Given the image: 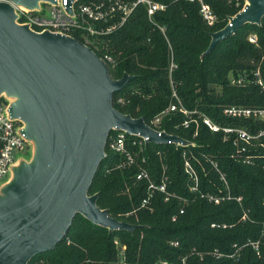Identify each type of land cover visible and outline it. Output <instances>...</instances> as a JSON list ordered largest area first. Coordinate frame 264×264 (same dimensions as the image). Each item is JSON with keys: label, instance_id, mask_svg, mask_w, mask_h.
Here are the masks:
<instances>
[{"label": "trees", "instance_id": "trees-1", "mask_svg": "<svg viewBox=\"0 0 264 264\" xmlns=\"http://www.w3.org/2000/svg\"><path fill=\"white\" fill-rule=\"evenodd\" d=\"M158 1L166 8L155 13L153 22L140 7L103 39L115 58L106 62L111 78L124 73L133 76L114 92L115 108L135 118L143 116L149 123L170 103L173 84L190 111L222 126L255 134L264 129L261 121L223 113L229 105L264 106V92L256 82L260 78L264 85V16L259 25L244 24L201 56L209 45L210 32L223 28L241 5L204 0L217 18L209 26L197 2ZM251 35L256 37L254 42L249 40ZM230 76L243 77V84H231ZM118 96L123 103L116 102ZM184 119L176 111L157 128L180 136L187 145L149 142L125 168L116 167L121 155L109 149L108 143L105 147L89 194L98 192L97 205L112 217L140 227L109 232L77 214L55 248L33 256L27 264H264V136L239 152L230 140L223 139L221 130L213 132L200 124L194 134L193 124L189 128L181 125ZM114 134L112 130L108 140ZM185 161L197 174L195 191L190 190L193 181L184 170ZM141 169L155 185L165 175L166 189L174 196L164 201L163 194L155 190L149 203L142 205L149 181L136 178ZM219 172L225 176L227 189ZM208 194L225 198L214 203Z\"/></svg>", "mask_w": 264, "mask_h": 264}, {"label": "water", "instance_id": "water-1", "mask_svg": "<svg viewBox=\"0 0 264 264\" xmlns=\"http://www.w3.org/2000/svg\"><path fill=\"white\" fill-rule=\"evenodd\" d=\"M40 1L0 0V93L31 142L29 159L20 158L0 186V264H27L53 250L77 214L109 232L140 227L112 217L97 205L98 192L89 194L113 129L157 144H188L115 108L114 92L133 76L112 79L107 64L81 41L16 22L10 2L37 9ZM263 16L264 0H247L223 28L210 32L201 56Z\"/></svg>", "mask_w": 264, "mask_h": 264}, {"label": "built area", "instance_id": "built-area-1", "mask_svg": "<svg viewBox=\"0 0 264 264\" xmlns=\"http://www.w3.org/2000/svg\"><path fill=\"white\" fill-rule=\"evenodd\" d=\"M197 2L199 5V14L207 25H213L216 22V15L212 11L210 5L204 0H188ZM227 3L234 4L236 7L241 5V10L247 3V0H224ZM16 13V22L26 24L35 32L50 31L62 35L73 37L88 46L95 54L96 51L102 53L97 56L103 62H114V56L106 50V45L103 39L119 28H121L130 16L140 7L143 8L147 19L150 22L154 21V15L158 11L166 8V5L158 0H44L39 2V8L28 9L12 2ZM48 9V15H47ZM229 22V21H228ZM160 31L165 34V28L159 26ZM256 37L251 35L249 40L254 42ZM259 74V71L256 72ZM243 77H229V82L233 85L243 84ZM256 82L261 86L264 92V85L260 78ZM172 99L165 109L153 117L149 123L151 128L158 132L164 131L157 128L163 118L169 116L173 112H180L185 116L181 125L184 128H189L192 124L196 134V130L200 124H204L209 130L224 133L223 139L230 140L236 147L237 151H244L246 145L250 144L253 139L259 136H264V129L252 133L248 129L234 126H222L212 121L206 115L190 111L186 109L176 94L173 84ZM116 102L123 103V97L118 96ZM224 115L238 119H250L261 121L264 123V106L250 107L243 105H229L223 109ZM115 134L107 140L109 149L121 155V161L117 164L118 168H125L133 164L139 154L142 153L144 146L149 143L147 137L140 135H128L122 130L113 129ZM165 132V131H164ZM167 133V132H166ZM106 143V145H107ZM172 143V142H169ZM167 144V143H166ZM175 144V143H174ZM182 145V144H175ZM31 142L26 138L23 132V122L19 118L11 117L9 113V99L4 93H0V186L3 185L11 175V168L18 163L19 159L24 156L25 152H30ZM23 153V155H21ZM144 161V157H142ZM216 166V164H214ZM165 166L163 167V171ZM184 170L189 178L193 181L190 187L191 191L197 190L198 178L195 170L188 161L184 162ZM220 173L221 180L228 188L226 179L223 173ZM137 179L146 178L149 181L148 194L142 200V205H147L155 190L163 194V200L168 201L173 193L167 191V177L163 175L159 184L155 185L148 178L147 171L141 169L137 175ZM225 196L218 194H208L207 199L214 203L221 202ZM230 196H227L229 199ZM240 201V197L235 198ZM183 212V208L179 210ZM173 216L172 219H174ZM158 264H166L159 262Z\"/></svg>", "mask_w": 264, "mask_h": 264}, {"label": "rangeland", "instance_id": "rangeland-1", "mask_svg": "<svg viewBox=\"0 0 264 264\" xmlns=\"http://www.w3.org/2000/svg\"><path fill=\"white\" fill-rule=\"evenodd\" d=\"M47 15H48V9H47ZM21 155H23V153L21 154ZM24 156H25V158H27V160L29 159V156H30V153L29 152H25L24 153Z\"/></svg>", "mask_w": 264, "mask_h": 264}]
</instances>
